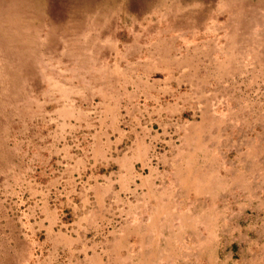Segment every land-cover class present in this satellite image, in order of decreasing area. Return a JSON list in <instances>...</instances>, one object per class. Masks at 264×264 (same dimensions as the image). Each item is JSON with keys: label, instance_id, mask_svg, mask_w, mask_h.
<instances>
[{"label": "rangeland", "instance_id": "obj_1", "mask_svg": "<svg viewBox=\"0 0 264 264\" xmlns=\"http://www.w3.org/2000/svg\"><path fill=\"white\" fill-rule=\"evenodd\" d=\"M238 16L245 23L235 30ZM260 34L264 0H0V264H44L49 241L66 249L90 242V233L76 243L63 236L87 206L77 212L70 175L47 166L58 149L77 151L90 107L106 92L132 86L134 72L157 77L184 61H232L233 49V61H259ZM201 178L187 205L140 221V264L228 262L234 243L249 257L240 234L259 229L261 217H216V173ZM108 205L117 214L113 199ZM41 217L49 228L58 217L47 234Z\"/></svg>", "mask_w": 264, "mask_h": 264}, {"label": "crops", "instance_id": "obj_2", "mask_svg": "<svg viewBox=\"0 0 264 264\" xmlns=\"http://www.w3.org/2000/svg\"><path fill=\"white\" fill-rule=\"evenodd\" d=\"M244 23L236 17L235 30ZM257 42L259 61H233V49L228 54L232 61H184L174 75L169 70L157 77L134 72L132 86L122 83L90 107L94 118L84 125L80 148L58 149L47 169L59 165L68 173L69 186L78 190L74 208L79 212L81 202L87 206L83 215L68 220L63 236L76 243L84 232L91 240L67 249L49 241L40 263L140 264L135 258L141 254L140 221L167 217L170 207L189 201L205 173H216V217H261L259 229L240 234L249 257L243 259L234 243L238 253L219 264H264L263 34ZM110 199L117 214H108ZM37 202L42 209L44 203ZM45 221L35 222L43 234L53 227ZM143 226V234L150 235ZM252 234L260 237L258 244L250 240ZM122 240L131 244L126 247Z\"/></svg>", "mask_w": 264, "mask_h": 264}]
</instances>
